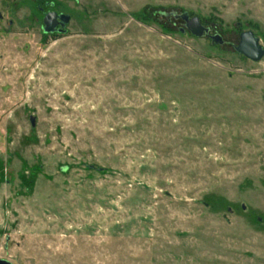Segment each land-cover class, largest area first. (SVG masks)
I'll return each instance as SVG.
<instances>
[{
  "label": "rangeland",
  "instance_id": "rangeland-1",
  "mask_svg": "<svg viewBox=\"0 0 264 264\" xmlns=\"http://www.w3.org/2000/svg\"><path fill=\"white\" fill-rule=\"evenodd\" d=\"M50 11L66 33H43ZM246 31L264 47V0H0V260L264 264Z\"/></svg>",
  "mask_w": 264,
  "mask_h": 264
},
{
  "label": "water",
  "instance_id": "water-1",
  "mask_svg": "<svg viewBox=\"0 0 264 264\" xmlns=\"http://www.w3.org/2000/svg\"><path fill=\"white\" fill-rule=\"evenodd\" d=\"M176 20H182L185 25L180 31L182 33L189 32L197 38H208L213 43L223 44L222 37L219 35H211L210 28L202 24L199 17H191L188 14L175 15ZM71 22V16L68 14L59 15L55 11H50L45 14L43 20V33L45 35L64 34L66 28ZM60 27L59 29H57ZM235 51L242 57L253 62H259L264 57V47L261 45V39L252 31L241 33L238 46ZM34 125V122H33ZM0 264H12L7 260H0Z\"/></svg>",
  "mask_w": 264,
  "mask_h": 264
},
{
  "label": "trees",
  "instance_id": "trees-1",
  "mask_svg": "<svg viewBox=\"0 0 264 264\" xmlns=\"http://www.w3.org/2000/svg\"><path fill=\"white\" fill-rule=\"evenodd\" d=\"M183 14H188V15H190V16H193V15H191L190 13H188V12H184ZM140 20H143V21H150V20H152L153 18H152V15L149 13V12H144L143 13V15H142V17H140L139 18ZM211 30H213L212 28H210ZM181 32V31H180ZM215 35H219V36H221L220 34H215ZM212 42V41H211ZM212 44H214V45H221V44H219V43H213L212 42Z\"/></svg>",
  "mask_w": 264,
  "mask_h": 264
},
{
  "label": "flooded vegetation",
  "instance_id": "flooded-vegetation-1",
  "mask_svg": "<svg viewBox=\"0 0 264 264\" xmlns=\"http://www.w3.org/2000/svg\"><path fill=\"white\" fill-rule=\"evenodd\" d=\"M59 15H61V14H63V13H58ZM60 27H58L57 29H59ZM209 28V27H208ZM182 29V28H181ZM211 30V29H210ZM211 32H212V30H211ZM53 35H56V34H53Z\"/></svg>",
  "mask_w": 264,
  "mask_h": 264
}]
</instances>
